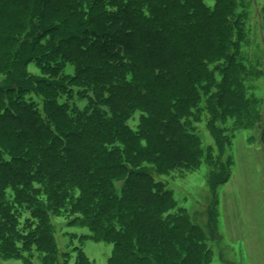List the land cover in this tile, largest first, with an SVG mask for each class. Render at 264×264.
Returning <instances> with one entry per match:
<instances>
[{
    "label": "trees",
    "instance_id": "1",
    "mask_svg": "<svg viewBox=\"0 0 264 264\" xmlns=\"http://www.w3.org/2000/svg\"><path fill=\"white\" fill-rule=\"evenodd\" d=\"M158 5L175 10L166 24L188 49L184 91L169 89L166 103L158 80L178 73L168 64L180 50L162 32ZM242 41L240 32L230 41L227 20L209 18L204 0H0V257L69 264L56 240L62 220L112 245L109 264H211L205 233L142 170L199 168L207 151L191 131L205 97L214 115L216 106L245 129L260 121L264 145V114L223 92L241 86L229 75ZM148 95L156 99L145 106ZM78 260L88 264L80 250Z\"/></svg>",
    "mask_w": 264,
    "mask_h": 264
},
{
    "label": "rangeland",
    "instance_id": "2",
    "mask_svg": "<svg viewBox=\"0 0 264 264\" xmlns=\"http://www.w3.org/2000/svg\"><path fill=\"white\" fill-rule=\"evenodd\" d=\"M204 1L209 18L215 19L217 16L219 20L223 17L227 20L230 27V41L235 44L239 32L244 41L239 44L240 55L238 59L235 58L233 74L229 75L231 78L237 76L241 86L235 91L234 87L227 85L229 89L224 90V94L235 92L245 103L259 109L260 116L263 117L264 0ZM17 7L18 5H13L10 13ZM156 15L159 23L167 25V29L162 32L168 44L175 45L174 49L180 50L179 56L174 60L173 57L168 56L173 60L168 66L174 67L178 73H175L171 80L166 77L158 80V84L166 90L163 94L160 93L161 100L166 103L167 93L170 90L180 93L184 91L187 79L183 72L186 71L183 61H186L185 52H188V49L175 24H166L175 21V10H169L168 7L160 8L158 5ZM230 52L229 50L227 53L231 55ZM209 69L211 72L214 71L213 66H209ZM27 70L33 76L41 75L34 63H30ZM179 71L182 72L183 77ZM149 74L152 78L150 71ZM4 78H0V85L3 84ZM216 78L219 83L221 80L219 74ZM154 98L156 99L153 95H148L140 100L144 101L145 106H149L155 101ZM204 100L201 107L205 110L199 122L193 124L191 133L193 135L195 133L200 138L202 148L207 153L211 151V154L206 153L199 168L191 172L176 171L168 177L159 175L156 168L151 166H147L142 171L156 181L162 182L166 190H171L179 208L184 209L191 222L205 233L207 238L205 245L213 252L211 264H264V145L261 137V122L257 121L250 128L245 129L239 125L236 118H225L222 109L216 106H214L215 110L219 111L214 115L209 107L210 104L206 103V97ZM137 123L138 114L130 124L136 127ZM212 123L222 131L223 137L218 141L217 134L211 127ZM211 179L215 182L224 180L226 182L213 190L210 186ZM115 185L119 190L123 182H117ZM68 222L61 220L55 222V226L60 254L66 252L71 254L69 264H81L78 260L79 250L88 264H109L113 246L91 240L87 228L72 227L67 224ZM33 262L40 264L38 258ZM0 264H23V262L19 259L5 260L0 257ZM59 264H64L62 258L59 259Z\"/></svg>",
    "mask_w": 264,
    "mask_h": 264
}]
</instances>
